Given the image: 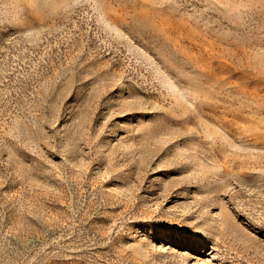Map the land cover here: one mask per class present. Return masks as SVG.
Listing matches in <instances>:
<instances>
[{"label":"rangeland","instance_id":"rangeland-1","mask_svg":"<svg viewBox=\"0 0 264 264\" xmlns=\"http://www.w3.org/2000/svg\"><path fill=\"white\" fill-rule=\"evenodd\" d=\"M0 264H264V0H0Z\"/></svg>","mask_w":264,"mask_h":264}]
</instances>
